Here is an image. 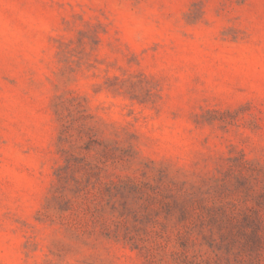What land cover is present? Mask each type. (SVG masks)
Returning a JSON list of instances; mask_svg holds the SVG:
<instances>
[{
  "label": "rangeland",
  "instance_id": "obj_1",
  "mask_svg": "<svg viewBox=\"0 0 264 264\" xmlns=\"http://www.w3.org/2000/svg\"><path fill=\"white\" fill-rule=\"evenodd\" d=\"M0 264H264V0H0Z\"/></svg>",
  "mask_w": 264,
  "mask_h": 264
}]
</instances>
